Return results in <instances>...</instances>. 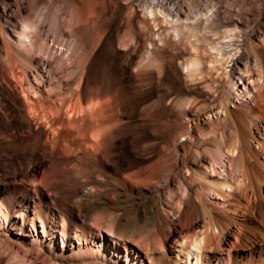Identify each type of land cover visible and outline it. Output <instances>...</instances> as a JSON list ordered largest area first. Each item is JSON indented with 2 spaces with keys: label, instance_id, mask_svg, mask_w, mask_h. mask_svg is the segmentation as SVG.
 <instances>
[{
  "label": "bare ground",
  "instance_id": "obj_1",
  "mask_svg": "<svg viewBox=\"0 0 264 264\" xmlns=\"http://www.w3.org/2000/svg\"><path fill=\"white\" fill-rule=\"evenodd\" d=\"M164 1L143 2L141 5L140 13L143 18L153 22V33L143 53V61L150 64L158 46L164 48L169 40L177 44L185 39L189 50L196 52V60L181 64L185 81L180 83V87L187 95L195 97L184 102V121L200 122L199 112L193 107L195 99L212 93L213 80L205 82V79L210 72L217 73L219 70L223 73H217L218 76H215L217 78L214 80L217 84H226L227 87L220 102L221 110H218V115L229 114V105L232 103L231 107L236 108V104H239L252 111L251 100L258 99L260 90L264 87V32L257 43H250V54L256 59L254 64H258L254 67L260 68L259 71L257 68L258 72L255 69L257 73L250 69V63L240 60L238 54L244 41L240 40L244 37L241 13L242 16H247L254 12L256 1L242 0L238 19L227 16L231 11L226 14L214 10V7L207 8V12L194 11L192 4L197 0H185L189 12L185 10L186 16H183L175 6L168 7ZM120 10V3L110 4L107 11L110 17L106 21L98 20L92 25L97 37L91 49L85 46L83 39L74 37L71 28H67L70 36L66 38L63 35L64 30L62 31L64 24L55 32L60 43L52 40L51 45L50 41L44 38L42 27L26 18L16 22L11 32L3 36V43L0 44V109L3 111L0 112V154L10 158L20 155L22 159L15 158L8 163L0 162V264H35L42 259L45 251L49 258L43 264H63L56 261L58 255H66L64 248L59 252L57 233L63 247L69 244L72 235L77 240L78 248L72 249L74 262L100 260L109 263V260H113L111 250L113 254L120 256L118 246L125 249V264H136L131 258V252L140 257V253L126 244L127 231H122L114 225L99 226L98 222L93 223V228L90 217L81 214L86 206L82 201L86 191H80L84 186L83 167L94 164L115 179L128 180L130 176L126 173L144 162L143 154L135 150V143L138 138L145 139L146 136L134 135V114L138 112L141 104L153 97V91L143 89L135 104L126 100L130 96V85L121 86L120 83L126 84L127 81L136 80L138 75L131 72L132 53L139 54L142 49L139 40L133 46L132 39L121 38L122 21L116 18ZM191 14L195 15V19ZM88 15L89 11H85L80 17V22L85 26L91 22ZM223 27L226 32L221 38L219 36L221 41H206L209 31ZM250 32L252 31H249V34ZM120 40L121 48H118ZM98 45L100 55H121L126 58L122 64L123 70L121 69L123 74L120 72L122 75L114 73L108 76L107 94L113 98L109 104L101 101L102 98L98 96L100 100L96 98L98 81L106 77L105 72L100 77V72L93 65L71 70L77 55L82 57ZM38 57H45L48 62L57 65L56 71L69 81H74V84L62 80L55 83L52 78L46 77L37 67H33V60ZM5 62L10 66H6ZM113 62L110 64L113 65ZM231 62L233 64L228 71L227 64ZM20 63H24L25 68L20 66ZM30 73L35 82L31 81ZM49 75L53 77L51 73ZM238 81H241V85ZM11 86L15 88V94L10 91ZM66 86H70L69 91L65 90ZM215 87V90H218V86ZM246 96L250 101L243 100ZM120 107L125 110L128 119L123 125L119 119H115ZM106 113H109L108 117L105 116ZM27 114L42 125L45 123L48 128L43 129L39 125L38 130L33 129V125L30 126L24 120ZM210 114L212 113L207 115L205 127L212 131V126L217 122H209L213 117ZM108 119L112 121L109 125ZM188 130L193 131L191 126ZM188 136L182 150L176 149L173 152V156L178 159L186 173L181 176L180 195L169 189L164 209L170 216L169 223L165 225L167 230L163 223L152 221L153 228L161 233L154 243L155 249L162 257L165 254L171 256L174 264L264 263V258L262 261L255 258L257 249L253 248L252 244H247L246 255L235 253L243 242L248 213H251L252 205L258 200L254 195L250 196L248 189L251 186H248L249 182L246 183L240 171L246 155L242 147L248 144V140L255 141L259 145L258 156H264V140H261V134L251 127L236 144L235 141L229 145L222 143L215 150L208 148L204 151L196 146L192 147L193 137L194 141L199 142L202 135L193 136L190 133ZM73 141L78 144L77 150L71 147ZM41 148L50 157H40L37 152ZM79 154L90 160L79 157ZM22 163L29 164L27 171L22 170ZM19 179L22 183L17 184ZM170 181L168 177V185ZM196 186L199 190L193 198V189ZM95 189L96 187L92 186L89 192ZM233 199L239 202L246 200L244 207L247 212H242V220L238 218L239 211L233 209ZM70 201H74L75 206L69 204ZM231 211L233 219L225 224L222 221L223 215ZM28 224L31 229L29 233L26 230ZM12 229L18 230V235L22 237L18 238V242L10 237ZM39 229L42 230V236ZM26 236L30 241L28 245L25 244ZM111 244L114 246L110 247ZM261 245L264 247V242ZM146 258L150 259L147 254Z\"/></svg>",
  "mask_w": 264,
  "mask_h": 264
},
{
  "label": "rangeland",
  "instance_id": "obj_2",
  "mask_svg": "<svg viewBox=\"0 0 264 264\" xmlns=\"http://www.w3.org/2000/svg\"><path fill=\"white\" fill-rule=\"evenodd\" d=\"M154 1L155 0H0V44L2 45L3 43V36H5L6 33L11 32L16 22L26 18L31 22L38 23L42 27L44 38L49 40L51 45H53L52 40L60 43L59 38H56L57 35L55 32H57V29L61 28V24H64V26H62V31L64 30L63 35L66 36V38H69L70 36V32L67 28H71L74 32V37L83 39L85 46L91 49L93 48V41L97 37V32L92 25L98 20L106 21V19L110 17L109 12H107L108 6L110 4L113 5L120 3L121 10L116 15L117 20L122 21L120 36L127 40L132 39L134 41H132L133 46L136 41L139 40L142 49L139 54L132 53L133 61L131 64V72L133 75H138L136 80L133 79L125 82L126 84H120L121 86L130 85V96L127 97L126 100L132 104H135V102L139 100L138 98L143 89H151L153 91V97L149 101L141 104L138 112L134 114V135L138 137L141 135L146 136L145 139L138 138L135 143V150L143 154L144 162L126 173V175L130 176L128 180L123 178L115 179V177L108 175L105 171L94 164H89L83 167L84 186L80 191H86L82 200L86 206L82 209L81 214L84 213L90 217L91 226L93 228V223H99V226L107 227L109 225H114L118 227V229H122V231H127L126 236L128 238L125 240L126 244H128L131 249L140 253V257H137L136 253L131 252V258L136 264H174L171 256L165 254V256L162 257L159 254V251L155 249L154 243L157 238H160L161 233L155 230L152 225L153 220L163 223L164 226L169 223L168 219L170 216L167 215L164 210L166 208V198L169 194V189L177 192L179 195L181 194V176L186 172L178 163V159L173 156V152L176 151V149L182 150L190 133L193 136L195 134H197V136H203H201L202 139L199 142L194 141L193 137L192 144V147L196 146L201 151L208 150V148L209 150H215L222 143L229 145V143L232 144V142L235 141L234 144H236L240 137L243 136L244 133L246 134V131L251 127L259 131L261 134V140H264V87L262 88L263 91L262 89L260 90L259 97L256 99L257 103H255V99L251 100L252 111L251 109L246 110L244 106L239 104H236V108L231 107L232 103L229 105L230 113L225 116L222 114L221 117L218 115V112L221 110L220 102L227 85L217 84L215 82L217 78L215 76H218L217 73H223L222 70H219L217 73L210 72L207 79H205V82L213 80V86L211 88L212 93L210 92V95L204 98L195 99L196 103L195 106H193L194 109H197L199 112L200 122L184 121V104L193 100L195 97L193 98V96L187 95L180 87V83L182 84L185 81L182 76L183 71L181 64L185 61L196 60V54L194 55L196 52L189 50L187 44L185 45V39L177 44H174L169 40L166 42L164 48L158 46L159 48L155 53L156 55L150 64L143 61V53L148 45L151 34L153 33V22H148L143 18V15L140 13L142 10L141 5L143 2L153 3ZM255 1L256 5L254 12L249 15L247 14V16H242L241 11L239 12L242 0H197L192 4V7L194 11L196 10L197 12H207V8L210 7H214V10L226 14L231 11L232 13L227 14V16L234 19H238V17L240 18L241 13V19L244 24L242 31L244 37H241L240 40L244 41H242V50L238 54L239 59L245 63H250V69L253 70L254 73H257L260 68L254 67V65H256L254 64L256 63V59L252 53L250 54L251 51L249 49L251 46L250 43H257L261 34L264 32V0ZM164 3L168 7L175 6L177 10L182 12L183 16H186L185 10L189 12L185 0H165ZM85 11H89L88 17L91 19L90 25L86 26L84 23L80 22V17H82ZM190 16L195 19V15L191 14ZM224 29L226 28L223 27L209 31L207 33L208 36H206V41H210V43L221 41V36H224L226 32ZM249 31L252 32L249 34ZM121 42V40L120 42L118 41V48H121ZM159 44L160 43H158V45ZM55 47H57V45H55ZM88 51L89 52H86L82 57L77 55L75 63L71 66V70L93 65V67L100 72V77H102V73L105 72L106 77L100 78L98 81V95H96V98L98 96V98H102L101 101H105L109 104L113 98L111 99L112 96L107 94L108 76L120 72L123 74L122 64H124L126 58L121 57V55L109 57L100 55L99 45L97 48ZM112 61L115 62H113V65H111ZM22 64L20 63V66L25 68L26 65L24 63ZM232 64L233 62L227 64V66H229L227 69L228 71ZM5 65L10 66V64L6 62ZM56 66L57 65L54 63L51 64V62H48L45 57H38L36 60H33V67H37L46 77L52 78L55 83L58 82V80H62L64 82L71 81V83L74 84V81H69V79L64 77L63 74L59 71L57 72ZM256 66H258V64ZM50 73L53 77H50ZM150 73L153 74L150 75ZM30 79L32 82H35L32 73H30ZM128 82L130 84H128ZM238 84L241 85V81H238ZM216 85L218 86V90H215ZM65 90L69 91L70 86H66ZM10 91L12 93L14 92L13 94L16 93L13 86H11ZM247 99L250 101L248 96L243 98V100ZM119 110L120 111L117 113L115 119H119V122L123 125L125 121L128 120L127 115L122 107H120ZM0 112L3 111L0 109ZM209 113H212L210 115L213 116L212 119H209V122L218 123L219 121L218 124L216 123L212 126V131L205 127V121L207 122ZM105 116L108 117L109 113H106ZM25 118L24 120L28 122L30 126L33 125V129L38 130L39 125H41L43 129L48 128L45 123L42 125L40 122L30 118L28 114ZM224 121L225 123H223ZM111 122L112 121L108 119L107 125L111 124ZM190 126L193 129L191 132L188 130ZM222 139H225L226 142ZM73 142H71V147L75 148L73 150H77L78 144L76 141ZM242 149L246 155L243 159L245 162L242 161L243 164L240 166V171L244 176L243 178L246 179V183L249 182L248 186H251L248 189L250 196L254 195L258 200L252 205L253 209L251 213H248L249 221L247 220V223H245L244 226L243 242L237 247L235 253L246 255V253H248V245L252 244L253 248L255 247V249H257L255 258L262 261L264 258V247L261 245L262 242H264V167H262L264 156H258L259 145L255 141L248 140V144L244 145ZM37 154H39L40 157L43 156L42 158L45 157V159L50 157V155L42 148ZM79 157L90 160L82 154H79ZM15 158L21 160L22 156L17 155ZM15 158L6 157L4 154H0L1 163H8ZM75 163L76 162L74 161L73 164ZM21 168L23 171H27L29 164L22 163ZM168 177L171 179L169 185L167 182ZM175 177L178 178L175 180ZM16 183L20 184L22 182L19 179ZM92 186L96 187L93 191L94 193L89 192V189ZM198 190V186L194 187L193 198L197 196ZM69 204L75 206L74 201H70ZM245 204L246 200L244 199L241 202L237 199L232 200L233 209H236L240 213L238 214L239 220H242L241 218H243L242 212L246 211L244 207ZM229 214L223 215L222 221L225 224L233 219V211L229 212ZM251 219L253 221H250ZM164 228L167 230L166 226ZM26 230L27 233L31 231L29 224L26 225ZM41 231L42 230L39 229V234L42 236ZM96 235L98 240V234ZM10 237L17 242L18 238H22L18 235V230L13 229L11 230ZM26 238L27 240H25V244L28 245L30 241L27 236ZM71 239L72 240L69 244L63 247L60 235L57 233V247L59 248V252L61 253L64 248L63 250L66 252V255H64V257L58 255L56 261L63 264H125L124 260L126 252L122 246L117 247L120 251L119 257L118 254H113V250H111L110 253L111 256H113V260H109V263L100 260H79L74 262L72 259V249L75 250L79 245L77 240H75L74 235L71 236ZM99 241L102 242L100 238ZM113 246L114 244H111L110 247ZM46 252L47 251L44 252L45 254H43L42 259L38 262L36 261L35 264H43V262L49 258ZM145 253L150 259L146 258ZM62 260H65V262H62Z\"/></svg>",
  "mask_w": 264,
  "mask_h": 264
}]
</instances>
